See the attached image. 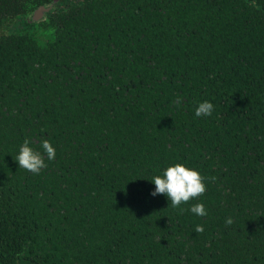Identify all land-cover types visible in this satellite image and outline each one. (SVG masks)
Masks as SVG:
<instances>
[{
	"label": "trees",
	"instance_id": "obj_1",
	"mask_svg": "<svg viewBox=\"0 0 264 264\" xmlns=\"http://www.w3.org/2000/svg\"><path fill=\"white\" fill-rule=\"evenodd\" d=\"M53 2L0 0V264H264V0H59L28 22ZM45 139L55 159L19 168ZM177 163L206 192L172 208L152 182Z\"/></svg>",
	"mask_w": 264,
	"mask_h": 264
},
{
	"label": "clouds",
	"instance_id": "obj_2",
	"mask_svg": "<svg viewBox=\"0 0 264 264\" xmlns=\"http://www.w3.org/2000/svg\"><path fill=\"white\" fill-rule=\"evenodd\" d=\"M177 104L182 103L178 98ZM214 111V105L211 102L204 101L199 103L196 108L197 117H209ZM42 151L35 150L30 146V141L25 140L19 149V154L14 158L19 168H23L32 174L38 175L42 169L47 167V160H54L56 150L49 140H43L40 145ZM207 178L203 177L197 170L186 167L184 164L177 163L168 167L163 175L153 177L155 190L151 193L153 197L157 195H166L170 201V207L179 208L182 203H187L191 199L199 198L206 192ZM215 179V178H211ZM191 212L205 217L208 212L202 203H197L191 207ZM183 211V209H181ZM233 223L232 219L226 221L227 225ZM202 225H197L196 233H203Z\"/></svg>",
	"mask_w": 264,
	"mask_h": 264
},
{
	"label": "water",
	"instance_id": "obj_3",
	"mask_svg": "<svg viewBox=\"0 0 264 264\" xmlns=\"http://www.w3.org/2000/svg\"><path fill=\"white\" fill-rule=\"evenodd\" d=\"M59 0H54L52 5H43L37 8L32 14L27 18L29 23H39L46 19L47 13H49L53 9V5L57 3Z\"/></svg>",
	"mask_w": 264,
	"mask_h": 264
},
{
	"label": "rangeland",
	"instance_id": "obj_4",
	"mask_svg": "<svg viewBox=\"0 0 264 264\" xmlns=\"http://www.w3.org/2000/svg\"><path fill=\"white\" fill-rule=\"evenodd\" d=\"M40 33H41L40 36H41L42 40H46L49 31H42V32H40Z\"/></svg>",
	"mask_w": 264,
	"mask_h": 264
}]
</instances>
